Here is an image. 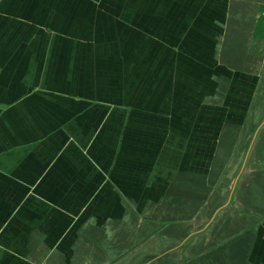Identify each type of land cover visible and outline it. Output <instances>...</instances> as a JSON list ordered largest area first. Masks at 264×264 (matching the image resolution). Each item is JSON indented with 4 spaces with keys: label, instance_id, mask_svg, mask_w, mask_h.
Returning <instances> with one entry per match:
<instances>
[{
    "label": "crops",
    "instance_id": "obj_1",
    "mask_svg": "<svg viewBox=\"0 0 264 264\" xmlns=\"http://www.w3.org/2000/svg\"><path fill=\"white\" fill-rule=\"evenodd\" d=\"M0 264H264V0H0Z\"/></svg>",
    "mask_w": 264,
    "mask_h": 264
},
{
    "label": "rangeland",
    "instance_id": "obj_2",
    "mask_svg": "<svg viewBox=\"0 0 264 264\" xmlns=\"http://www.w3.org/2000/svg\"><path fill=\"white\" fill-rule=\"evenodd\" d=\"M100 1L101 0H93L94 5L96 3L100 4ZM97 7L98 6L93 8L92 16H93L94 21H97V23L100 26H93L92 29L90 30V33L92 34L93 38H95V37L98 38V37L103 36V41L98 42L100 44H101V42H104L105 40L108 39V43L110 44V46L113 45V47L111 49H115L116 46H115L114 38L116 35V30H117V28H116L117 22L115 20V16L118 12L113 10V11H109V13H107V11L105 9H103V8L96 9ZM93 44H94L93 46L95 47L94 41H93ZM90 60L92 62L94 69L96 71L101 72V73L99 72L98 78L103 77L105 72H108V76H110V77L115 75L113 73L116 71L118 58L113 53H111L109 57L108 56L107 57L106 56L94 57V58L92 57ZM102 68H105V69H102ZM102 71H104V72H102Z\"/></svg>",
    "mask_w": 264,
    "mask_h": 264
}]
</instances>
